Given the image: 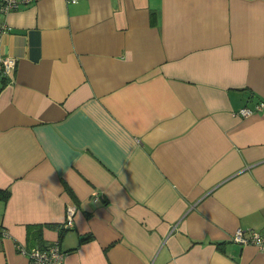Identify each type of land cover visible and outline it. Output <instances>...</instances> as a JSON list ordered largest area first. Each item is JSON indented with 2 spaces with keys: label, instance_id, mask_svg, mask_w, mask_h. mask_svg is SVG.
Instances as JSON below:
<instances>
[{
  "label": "crops",
  "instance_id": "0c3cea01",
  "mask_svg": "<svg viewBox=\"0 0 264 264\" xmlns=\"http://www.w3.org/2000/svg\"><path fill=\"white\" fill-rule=\"evenodd\" d=\"M3 57L0 264H264V0H33Z\"/></svg>",
  "mask_w": 264,
  "mask_h": 264
},
{
  "label": "built area",
  "instance_id": "2783aa9c",
  "mask_svg": "<svg viewBox=\"0 0 264 264\" xmlns=\"http://www.w3.org/2000/svg\"><path fill=\"white\" fill-rule=\"evenodd\" d=\"M33 0H0V11L7 12L10 9L19 6L21 3L31 2ZM16 66V61L12 57H3L0 59V74L5 78L10 77ZM264 108V101L258 102L254 107L244 106L239 109V114L242 116H249L254 112ZM98 195H95V199ZM75 212V205H67L66 218L63 221L62 227L69 228L73 224V214ZM0 232H5L0 225ZM232 239L241 243H254L260 249L264 250V234L258 231H251L249 236L243 234V230L238 228L232 235ZM17 250L19 253L27 257V264H64L66 252L61 248L58 240L52 241L48 244L39 246L32 245L26 247L18 244Z\"/></svg>",
  "mask_w": 264,
  "mask_h": 264
},
{
  "label": "trees",
  "instance_id": "16d2710c",
  "mask_svg": "<svg viewBox=\"0 0 264 264\" xmlns=\"http://www.w3.org/2000/svg\"><path fill=\"white\" fill-rule=\"evenodd\" d=\"M9 193H10V191H9L8 188H1V187H0V199H2V200H6V199L9 197ZM65 229H66V228L60 226V227H59V231H60V233H62ZM86 238H87V236H81V237H80V240H84V239H86ZM33 245H39V246H42V245H45V244L42 242V243H37V244H33ZM31 246H32V245H31Z\"/></svg>",
  "mask_w": 264,
  "mask_h": 264
}]
</instances>
